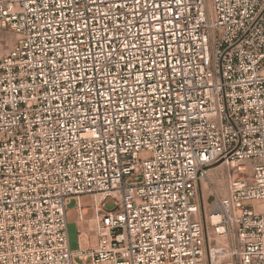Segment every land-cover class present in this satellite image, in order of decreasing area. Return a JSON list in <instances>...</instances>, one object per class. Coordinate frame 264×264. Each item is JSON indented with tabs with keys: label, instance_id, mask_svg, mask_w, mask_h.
Listing matches in <instances>:
<instances>
[{
	"label": "built area",
	"instance_id": "built-area-1",
	"mask_svg": "<svg viewBox=\"0 0 264 264\" xmlns=\"http://www.w3.org/2000/svg\"><path fill=\"white\" fill-rule=\"evenodd\" d=\"M1 28L0 264H264V0H0Z\"/></svg>",
	"mask_w": 264,
	"mask_h": 264
},
{
	"label": "rangeland",
	"instance_id": "rangeland-1",
	"mask_svg": "<svg viewBox=\"0 0 264 264\" xmlns=\"http://www.w3.org/2000/svg\"><path fill=\"white\" fill-rule=\"evenodd\" d=\"M18 39V34L13 30L9 29H0V56L7 51L12 43ZM228 177L226 171L222 168L212 169L209 172L207 178L203 179L200 183V191L204 201L206 212L208 213V205L213 201L214 196L213 192L216 191L218 194L225 195L227 191ZM107 210H113L114 204L108 203L106 206ZM69 219L71 223V228L73 229L72 241L73 248L77 249L79 246L77 244V237L75 231V216L74 211H69Z\"/></svg>",
	"mask_w": 264,
	"mask_h": 264
},
{
	"label": "crops",
	"instance_id": "crops-1",
	"mask_svg": "<svg viewBox=\"0 0 264 264\" xmlns=\"http://www.w3.org/2000/svg\"><path fill=\"white\" fill-rule=\"evenodd\" d=\"M74 216H75V221L73 222V223H75L76 225H75V231H76V237H77V244H78V240L79 239H81L80 237H79V233H78V230L82 227V223H80V222H78L77 221V219H76V213L74 212ZM71 223L72 222H70V224H69V232H70V240H71V244L73 243V241H72V234H73V229L71 228ZM92 227L90 226L89 228H87V229H84L85 231H88L89 233H90V235L92 236V241L94 240L95 241V237H94V235H93V231H92V229H91ZM82 230V229H81ZM93 241V242H94ZM79 246V245H78ZM72 247H73V244H72Z\"/></svg>",
	"mask_w": 264,
	"mask_h": 264
}]
</instances>
